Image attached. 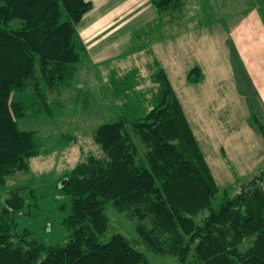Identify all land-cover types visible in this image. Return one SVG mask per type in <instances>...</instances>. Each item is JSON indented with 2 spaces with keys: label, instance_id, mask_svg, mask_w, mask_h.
<instances>
[{
  "label": "trees",
  "instance_id": "trees-1",
  "mask_svg": "<svg viewBox=\"0 0 264 264\" xmlns=\"http://www.w3.org/2000/svg\"><path fill=\"white\" fill-rule=\"evenodd\" d=\"M151 2L159 19L185 3ZM91 8L90 0H0V187L39 154L37 135L20 119L51 117L47 95L68 85L85 61L77 25ZM185 77L200 81L201 68L193 65ZM152 80V108L97 124L92 139L103 154L56 178L67 198L56 204L67 209L58 221L69 231L63 242L18 229L19 217L39 209L37 186L0 195V264H149L122 233L107 235L106 203L137 220V242L174 256V264H264V169L233 193L232 183L222 186L215 205L220 188L161 66ZM251 120L264 139V123L254 113Z\"/></svg>",
  "mask_w": 264,
  "mask_h": 264
},
{
  "label": "rangeland",
  "instance_id": "rangeland-1",
  "mask_svg": "<svg viewBox=\"0 0 264 264\" xmlns=\"http://www.w3.org/2000/svg\"><path fill=\"white\" fill-rule=\"evenodd\" d=\"M90 1V13L77 25L86 48L85 61L78 65L68 85L47 95L51 117L38 115L20 119L23 128L37 135L40 152L28 160L27 172L15 173L5 187H0V195L18 184L37 186V192L44 194L35 214L18 218V229L28 228L32 236L45 241L63 242L69 233L65 225L58 223L66 216L67 209L57 208L56 204L67 198L58 194L56 178L88 155L103 154L92 139L97 124L129 114L132 108L141 114L152 108L158 90L152 75L158 65L167 73L220 188L212 200L215 205L221 199L222 186L232 183V191H229L233 193L240 182L264 169V139L251 120L254 113L264 123L263 96L245 86L243 67L226 40H221L217 33L214 42L206 39L209 29L215 27V23L210 26L208 21H234L253 0H238V3L233 0L228 12L222 7L223 3L220 4L226 0H184L186 12L181 9L163 16L167 20L166 35L163 34L166 39L154 46H151L152 39L159 35L156 22L126 24L128 15L120 12L122 3ZM259 1L264 13V0ZM147 2L152 19L157 18L156 8L151 0ZM106 4L109 5L104 7ZM111 14H115L110 20L114 23L106 22ZM134 14H131L132 20L138 15ZM175 24L181 32L173 36ZM189 28L192 31H187ZM193 65L201 68V79L188 82L186 72ZM105 212L109 218L107 235L122 233L144 253L149 264L176 262L174 256L154 253L137 242L134 217L117 211L110 203L105 204ZM45 222L47 230L43 226ZM246 243L248 240L242 247H246Z\"/></svg>",
  "mask_w": 264,
  "mask_h": 264
},
{
  "label": "crops",
  "instance_id": "crops-1",
  "mask_svg": "<svg viewBox=\"0 0 264 264\" xmlns=\"http://www.w3.org/2000/svg\"><path fill=\"white\" fill-rule=\"evenodd\" d=\"M92 1L97 2V0ZM119 1L113 0L110 5H114L115 3H122V10L120 9V12L124 11L123 16L124 14L128 15V17H126V20H123L124 22H126V24H128L129 22L137 21L139 25L149 20L148 24L156 22L159 25V27L156 28V31H158L159 35L158 37L152 39L151 46H154L158 42H162L166 39L164 26L167 20L165 17L161 19H159L158 17H154L152 19L153 13L149 12L150 8L149 5H147V0ZM235 2L238 3L239 1L235 0ZM194 4L197 5V3ZM220 4L224 8V10L226 9L228 12L231 9L233 0H226L224 2H220ZM107 5L109 4H106L104 7H106ZM191 5H193V3H191ZM185 6L186 3H184L183 6L184 12H186ZM190 9L191 8H189V11ZM245 10H247L246 13ZM87 13H90V11ZM132 13H135L134 16L138 14L133 20V16L131 15ZM144 14L147 15H145V18L141 19V16H143ZM114 16L115 14H111V16L109 15V21L106 22H110V20H112ZM181 19H184V17L182 16ZM110 23H114V21H111ZM214 23L215 27L209 29L210 34L206 33V39L208 40L210 38V40L214 42L217 38V33V35L221 37V40H226L230 50L234 53L235 57L240 60L239 62L243 67L242 77L245 80V86L250 88L253 92H257L259 95L263 96L262 99L264 103V13L261 11L260 1L253 0L252 4H250V6L247 5L244 8V11L241 13L240 17H237L234 21L228 23H225V21L207 22V24H209L210 26ZM176 25L178 24H175L174 27ZM187 31H192V28L187 29ZM179 32H181L179 28L175 27L173 36L177 35V33ZM202 34L205 35V33ZM206 43H208V41H206ZM257 62L258 65H256Z\"/></svg>",
  "mask_w": 264,
  "mask_h": 264
}]
</instances>
